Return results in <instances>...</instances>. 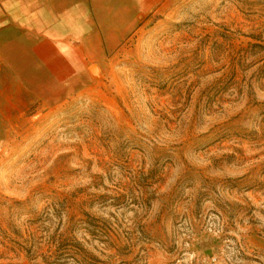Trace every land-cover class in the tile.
Returning <instances> with one entry per match:
<instances>
[{
	"label": "rangeland",
	"instance_id": "rangeland-1",
	"mask_svg": "<svg viewBox=\"0 0 264 264\" xmlns=\"http://www.w3.org/2000/svg\"><path fill=\"white\" fill-rule=\"evenodd\" d=\"M95 66L10 78L0 264H264V0H171Z\"/></svg>",
	"mask_w": 264,
	"mask_h": 264
},
{
	"label": "crops",
	"instance_id": "crops-1",
	"mask_svg": "<svg viewBox=\"0 0 264 264\" xmlns=\"http://www.w3.org/2000/svg\"><path fill=\"white\" fill-rule=\"evenodd\" d=\"M170 1L0 0V127L10 78L46 106L78 97L98 82L93 67Z\"/></svg>",
	"mask_w": 264,
	"mask_h": 264
},
{
	"label": "trees",
	"instance_id": "trees-1",
	"mask_svg": "<svg viewBox=\"0 0 264 264\" xmlns=\"http://www.w3.org/2000/svg\"><path fill=\"white\" fill-rule=\"evenodd\" d=\"M34 246H35V245H34ZM33 248H34V247H31L30 252H33V250H34ZM37 248H38V247H37ZM35 252H36V251H35Z\"/></svg>",
	"mask_w": 264,
	"mask_h": 264
},
{
	"label": "water",
	"instance_id": "water-1",
	"mask_svg": "<svg viewBox=\"0 0 264 264\" xmlns=\"http://www.w3.org/2000/svg\"><path fill=\"white\" fill-rule=\"evenodd\" d=\"M94 69H96V66H94L92 70L94 71Z\"/></svg>",
	"mask_w": 264,
	"mask_h": 264
}]
</instances>
